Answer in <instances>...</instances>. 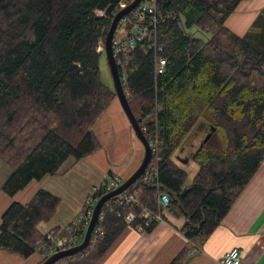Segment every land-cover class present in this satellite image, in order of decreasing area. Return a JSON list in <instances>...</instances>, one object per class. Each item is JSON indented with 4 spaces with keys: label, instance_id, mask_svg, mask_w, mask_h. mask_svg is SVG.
<instances>
[{
    "label": "trees",
    "instance_id": "trees-1",
    "mask_svg": "<svg viewBox=\"0 0 264 264\" xmlns=\"http://www.w3.org/2000/svg\"><path fill=\"white\" fill-rule=\"evenodd\" d=\"M120 1L0 0V163L10 170L1 190L8 197L55 176L67 160L79 162L101 149L93 128L116 94L102 81L100 60ZM242 1L158 0L161 51L143 41L118 69L145 137L158 144L126 193L139 190V202L154 212L158 191L166 193L169 204L160 211L184 219L180 233L189 241L213 233L264 162V8L239 37L225 22ZM155 56L166 60L161 75ZM201 126L203 140L211 135L192 156L199 169L187 184V172L172 158ZM103 195L100 189L93 198ZM117 198L101 210L97 243L54 264H98L126 228L135 231L142 221L126 225L123 218L137 211L118 206ZM60 203L44 189L26 204L11 203L1 216L0 250L23 259L36 253L39 241L47 243L39 225ZM60 231L48 233L56 238ZM190 255L184 247L168 264H187Z\"/></svg>",
    "mask_w": 264,
    "mask_h": 264
},
{
    "label": "crops",
    "instance_id": "crops-1",
    "mask_svg": "<svg viewBox=\"0 0 264 264\" xmlns=\"http://www.w3.org/2000/svg\"><path fill=\"white\" fill-rule=\"evenodd\" d=\"M246 1L255 0H244L238 7ZM256 1L249 17L234 20L237 7L226 20V28L239 37L247 35L264 8V0ZM93 131L101 144L100 150L79 162L67 160L55 176L30 183L13 198L1 190L10 170L0 163V223L11 203L26 204L38 189H44L60 198L61 203L54 217L40 224L39 230L46 234L59 228L61 231L56 236L59 239L64 236V229L82 213L86 199L106 174L118 175L122 180L129 178L140 165L144 148L131 131L125 115L103 114ZM174 158L179 160L177 154ZM180 162L179 166L188 174L189 184L199 167L192 158ZM183 223V218L164 213L163 221L151 233L138 234L128 227L98 264H168L184 247L194 252L187 264H220L232 248L241 251L240 264H264V162L212 234L189 241L180 233ZM41 261L38 252L23 259L0 250V264H39Z\"/></svg>",
    "mask_w": 264,
    "mask_h": 264
},
{
    "label": "built area",
    "instance_id": "built-area-1",
    "mask_svg": "<svg viewBox=\"0 0 264 264\" xmlns=\"http://www.w3.org/2000/svg\"><path fill=\"white\" fill-rule=\"evenodd\" d=\"M157 2L158 0H142L135 10H133L128 16L122 18L118 23L112 39V51L118 69H123L127 65L130 60V54L136 49L137 45L143 41H148L150 48H155V50L161 51V48H156L155 43L156 29L159 23L163 21V18L159 15ZM127 5V0H121L111 14L115 15ZM96 14L99 17H102L105 13L104 11H96ZM123 32L125 33L122 34ZM100 48L101 44L98 46V52H101ZM155 57V74L161 75L165 71L166 60L159 56ZM121 80L124 87L125 81L122 77ZM149 144L153 155L157 152L158 144L156 141H151ZM122 182V179L118 175L110 173L106 174L101 183L94 188L91 196L86 199L84 210L76 217L75 221L72 223V227L65 229L64 236L56 239L50 233H46V246L43 245L42 241L37 243L39 246L37 252L40 253L42 260L49 258L56 252L64 251L73 247L78 237V233L85 230L90 222L94 206L98 200L97 198H93L96 192L100 189H104V195L111 193L119 187ZM139 193L140 191L136 189H133L128 193L125 191L117 196L116 204L118 206H129L135 209L137 213H128L124 216L123 221L126 225H132L136 219H139L142 223L136 226L135 231L138 234H146L147 228L152 224H158L163 221L164 211H160V209L165 210L167 208L169 197L166 193L159 190L157 197L160 209L159 211L154 212L139 202ZM103 215L104 213L100 212L98 222L102 221ZM99 234L100 228L96 225L91 235L90 242L93 244L97 243ZM43 246L45 247L43 248ZM191 254H194V252ZM240 261L241 251L238 248H232L222 257L220 264H240Z\"/></svg>",
    "mask_w": 264,
    "mask_h": 264
},
{
    "label": "water",
    "instance_id": "water-1",
    "mask_svg": "<svg viewBox=\"0 0 264 264\" xmlns=\"http://www.w3.org/2000/svg\"><path fill=\"white\" fill-rule=\"evenodd\" d=\"M141 1L142 0H133L129 5L119 10L114 15L104 40V53H105L106 63L112 79L113 87L115 90L116 98L118 99L121 109L125 117L129 121L136 138L140 141V143L144 148L143 159L140 165L138 166V168L134 171V173L129 178H127L119 187H117L113 192L105 194L97 200L92 212L90 222L85 230L82 242L67 250L56 252L55 254L47 258L42 264H54L55 262H57L62 258L70 257L86 250L87 247L89 246L91 235L94 231V228L97 225L98 218L104 204L111 198L119 196L120 194L125 192L128 188H130L145 173V170L151 160L152 152H151L150 144L147 138L145 137L134 113L130 108V105L128 103L124 91L121 76L118 67L116 66L115 58L112 51V39L118 23L122 18L128 16L133 10H135ZM210 135L211 134H208L205 137L203 143L209 139Z\"/></svg>",
    "mask_w": 264,
    "mask_h": 264
},
{
    "label": "rangeland",
    "instance_id": "rangeland-1",
    "mask_svg": "<svg viewBox=\"0 0 264 264\" xmlns=\"http://www.w3.org/2000/svg\"><path fill=\"white\" fill-rule=\"evenodd\" d=\"M258 1H246L245 3H243L241 5V7H238V9L236 10V15L233 17L234 20L236 18H239L240 17H249L253 12V10L255 9L254 6H255V3H257ZM255 16V15H254ZM232 22V21H231ZM259 27H261V24H258L256 25L255 29L253 30L254 33H257V29H259ZM125 32H123L122 34H124ZM100 50L102 51L103 50V45L101 44V48ZM100 70H101V78H102V81L104 82V84L108 85V86H113V83H112V79H111V76H110V72H109V69H108V66L105 62V55L101 57V60H100ZM113 103V104H112ZM117 106V107H116ZM104 114H124L122 109H121V106L119 104V101L117 98H115L110 106L108 107V109L106 110V112ZM127 120V118H126ZM129 126H130V129L131 131L133 132V129L129 123V121L127 120ZM207 133V129L206 127L204 126H201V127H197L192 133L191 135L189 136L188 139H186L181 145L180 147L176 150L175 154H177V157L179 158L176 159V158H172V160L177 164V165H181V160L183 161H189L194 152L196 151V149L199 147V145L202 143V140H203V137L204 135ZM134 134V132H133ZM135 136V134H134ZM136 137V136H135ZM137 140V139H136ZM174 154V155H175ZM173 155V157H174Z\"/></svg>",
    "mask_w": 264,
    "mask_h": 264
}]
</instances>
